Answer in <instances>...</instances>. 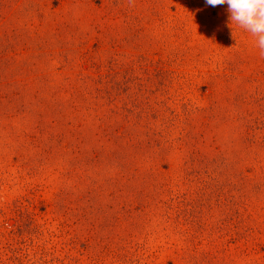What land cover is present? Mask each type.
I'll list each match as a JSON object with an SVG mask.
<instances>
[{
    "label": "rangeland",
    "instance_id": "obj_1",
    "mask_svg": "<svg viewBox=\"0 0 264 264\" xmlns=\"http://www.w3.org/2000/svg\"><path fill=\"white\" fill-rule=\"evenodd\" d=\"M232 27L0 0V264H264V55Z\"/></svg>",
    "mask_w": 264,
    "mask_h": 264
},
{
    "label": "clouds",
    "instance_id": "obj_2",
    "mask_svg": "<svg viewBox=\"0 0 264 264\" xmlns=\"http://www.w3.org/2000/svg\"><path fill=\"white\" fill-rule=\"evenodd\" d=\"M209 7L226 5L231 28L235 25L256 39V46L264 55V0H204Z\"/></svg>",
    "mask_w": 264,
    "mask_h": 264
},
{
    "label": "trees",
    "instance_id": "obj_3",
    "mask_svg": "<svg viewBox=\"0 0 264 264\" xmlns=\"http://www.w3.org/2000/svg\"><path fill=\"white\" fill-rule=\"evenodd\" d=\"M81 97V96H80ZM116 101V99H113L112 102ZM118 125H109L108 128L104 129V133L106 134L107 137H109V140H114L115 134H118V129L117 128Z\"/></svg>",
    "mask_w": 264,
    "mask_h": 264
}]
</instances>
